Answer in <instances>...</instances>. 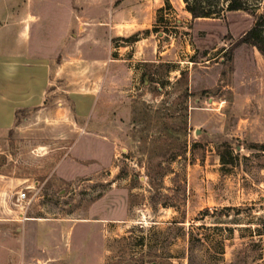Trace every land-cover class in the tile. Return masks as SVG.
<instances>
[{"label":"rangeland","instance_id":"374dc122","mask_svg":"<svg viewBox=\"0 0 264 264\" xmlns=\"http://www.w3.org/2000/svg\"><path fill=\"white\" fill-rule=\"evenodd\" d=\"M253 20L245 9L193 18L184 0H0V264H125L141 252L142 264H264V150L253 146L264 57L237 42ZM78 35L82 53L56 72ZM54 38L65 44L42 103L4 127L3 99L23 92L4 61L46 54ZM109 45L120 46L115 77L90 58ZM100 86L87 123L113 155L64 178L56 167L86 127L71 90Z\"/></svg>","mask_w":264,"mask_h":264},{"label":"crops","instance_id":"0c3cea01","mask_svg":"<svg viewBox=\"0 0 264 264\" xmlns=\"http://www.w3.org/2000/svg\"><path fill=\"white\" fill-rule=\"evenodd\" d=\"M79 36L74 38L75 42L81 39ZM54 39L50 40L49 44L55 45V47L46 54L42 53L40 55L35 50H28L26 53H19V55L14 56L11 59L12 61H9V59L4 61L6 62L5 73L12 74L15 78L14 84L23 88L22 97L18 99H3L2 106L7 112L8 119L4 127L9 126L13 122L16 109L42 103L50 81L51 64L54 62L58 52L61 51L62 45L65 44L63 40ZM76 45L75 52H70L68 45L63 49L64 52H60L61 58H64V61L63 63L60 62L58 69L55 68L56 72L61 69L66 61L77 59V56L82 53V42L81 44H77L76 42ZM117 47L120 46L109 45L105 51L101 53L97 52L90 57L92 60H102L104 63L107 61L108 76L114 73L112 70L114 62L112 61L117 59L114 55ZM113 77H115L114 74ZM101 93V86L100 88L88 91L71 90L74 114L78 119L86 122V127H83L74 137L73 142L68 148L67 155L59 161L56 167L57 173L64 178L72 177L76 173H79V171L82 172L77 166H86L85 162H89V165L86 166L88 171L95 170L100 166L99 162L102 161V163L106 164L113 155L115 149L114 141L108 138L106 133H101L98 127H89L87 123L88 121L93 122L96 119L95 103ZM67 164L70 166L68 169L65 168ZM40 236L41 233L38 232L37 241L42 238Z\"/></svg>","mask_w":264,"mask_h":264},{"label":"trees","instance_id":"16d2710c","mask_svg":"<svg viewBox=\"0 0 264 264\" xmlns=\"http://www.w3.org/2000/svg\"><path fill=\"white\" fill-rule=\"evenodd\" d=\"M185 8L191 13L193 18L196 17H208L217 16L226 10L245 9L252 13L254 20L250 27L245 30L237 39L238 43H248L255 46L264 57V7L261 11L255 12L251 7H255L258 1L253 0H184ZM137 33H133L128 36L127 39L136 40ZM253 146L259 147L264 150V143L253 144ZM219 155L224 162V153L219 152ZM139 228H143V225H139ZM132 229L129 228L128 232ZM131 238L130 234H122L118 239L126 240ZM143 238L140 237V244L143 243ZM130 245V243H128ZM107 245V249H109ZM132 247V246H130ZM146 253L141 252L139 255L130 254L125 258V264H142L143 257ZM105 264H114L107 259Z\"/></svg>","mask_w":264,"mask_h":264},{"label":"built area","instance_id":"2783aa9c","mask_svg":"<svg viewBox=\"0 0 264 264\" xmlns=\"http://www.w3.org/2000/svg\"><path fill=\"white\" fill-rule=\"evenodd\" d=\"M25 196H26V193L24 190L21 189V190L16 191L15 198H14L15 200L13 201V204L19 206V204H21V202L24 200ZM30 264H37V263L31 262Z\"/></svg>","mask_w":264,"mask_h":264}]
</instances>
